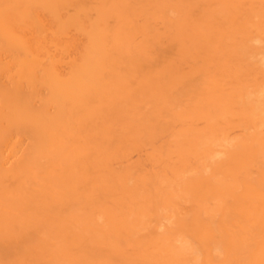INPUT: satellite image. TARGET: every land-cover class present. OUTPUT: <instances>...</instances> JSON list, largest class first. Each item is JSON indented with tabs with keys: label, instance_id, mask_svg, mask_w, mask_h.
Listing matches in <instances>:
<instances>
[{
	"label": "bare ground",
	"instance_id": "obj_1",
	"mask_svg": "<svg viewBox=\"0 0 264 264\" xmlns=\"http://www.w3.org/2000/svg\"><path fill=\"white\" fill-rule=\"evenodd\" d=\"M0 264H264V0H0Z\"/></svg>",
	"mask_w": 264,
	"mask_h": 264
}]
</instances>
